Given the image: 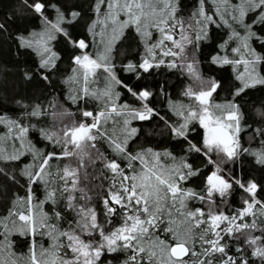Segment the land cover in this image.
Returning <instances> with one entry per match:
<instances>
[{
    "label": "snow or ice",
    "instance_id": "snow-or-ice-1",
    "mask_svg": "<svg viewBox=\"0 0 264 264\" xmlns=\"http://www.w3.org/2000/svg\"><path fill=\"white\" fill-rule=\"evenodd\" d=\"M86 3L14 14L47 95L0 106V264H264V182L241 166L264 168V106L244 99L264 87V0ZM160 69L179 99L146 82Z\"/></svg>",
    "mask_w": 264,
    "mask_h": 264
},
{
    "label": "trees",
    "instance_id": "trees-1",
    "mask_svg": "<svg viewBox=\"0 0 264 264\" xmlns=\"http://www.w3.org/2000/svg\"><path fill=\"white\" fill-rule=\"evenodd\" d=\"M75 3L82 5L87 8L86 0H74ZM21 0H0V21L5 20L8 16H13L15 24L13 25L10 21V27L8 32L0 34V106H3L4 110H14L17 108L15 103L16 100L23 99L25 103H30L32 100L40 96L41 92L47 95V90L44 88L42 81L33 80L28 82L23 79L22 71L30 69L34 66V57L30 54H26L23 50L17 49L15 40L12 38L17 31V26L23 28L24 26L31 27L23 17L17 18L14 15L20 8ZM85 19H87V13H85ZM83 21L79 30L82 29ZM217 38V42H218ZM206 51V50H205ZM61 69L68 67L67 58H65L64 63L60 65ZM230 71V70H229ZM63 71L60 73V79L65 75ZM209 75L215 73H207ZM127 75V74H122ZM54 75V79H55ZM133 84L137 83L135 78L131 79ZM149 84L155 85L167 84L169 93L173 99H179V93L184 86V78L180 77L179 74H173L167 70L160 69L157 70L154 77H148L146 81ZM144 83V82H141ZM221 95H224L222 92ZM41 98H43L41 96ZM59 98V97H57ZM247 101L246 112L251 116L252 111L256 107L264 106V87H258L257 89L251 90L247 97L244 98ZM165 101L161 98H157L156 106L163 109ZM162 128V125H161ZM161 128H155L153 125H145V132L159 133ZM153 144L157 141L163 139L159 135H154V137L149 138ZM255 146V145H254ZM243 169L252 177H255L259 182H264V168L256 165L251 157H246L242 161ZM13 189L12 191H15ZM241 193H237L232 197L233 206H238L240 203ZM264 198V193L261 194ZM27 249V242L25 238H17V252H24ZM113 264H119V261H113Z\"/></svg>",
    "mask_w": 264,
    "mask_h": 264
}]
</instances>
